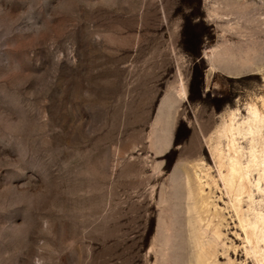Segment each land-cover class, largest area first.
<instances>
[{"label": "rangeland", "instance_id": "374dc122", "mask_svg": "<svg viewBox=\"0 0 264 264\" xmlns=\"http://www.w3.org/2000/svg\"><path fill=\"white\" fill-rule=\"evenodd\" d=\"M182 81L169 130L158 105ZM249 105L264 115V0H0V264H155L179 161L207 199L201 241L220 229L208 264H258L210 142Z\"/></svg>", "mask_w": 264, "mask_h": 264}, {"label": "bare ground", "instance_id": "6f19581e", "mask_svg": "<svg viewBox=\"0 0 264 264\" xmlns=\"http://www.w3.org/2000/svg\"><path fill=\"white\" fill-rule=\"evenodd\" d=\"M205 56L208 58L207 53ZM257 61L258 56L255 52L248 51L241 58L235 54L232 66L225 68V72L231 75L247 70L252 71ZM210 63L213 61L210 60ZM214 67L213 64L212 69H216ZM167 98H171L177 103L186 101V84L181 82L176 99L167 95L162 100V106L158 111V122L167 120L172 111L171 107L166 104ZM247 110L248 116L245 118H238L239 110L233 111L229 121L221 125L210 142L213 143L211 151L220 179L225 187V193L230 199L231 207L245 235L246 255L251 256L255 262L260 264L264 262V247H262L264 246V213L255 207L257 202L254 192L258 191L264 195V115L253 105H249ZM166 126L169 130H173V124L167 123ZM224 142H226V146ZM245 143L246 145H244ZM170 145V139H166L157 150V156H162L170 148ZM203 165L205 164L203 163ZM193 170L195 177L202 183L204 177L197 173L200 171L202 175L203 169L194 168ZM173 173L176 178L175 190L180 193V197L177 195L178 199L171 202L178 206L177 209L173 205L169 206L166 221L158 232L157 247L152 250L151 259L156 258L155 264H208L214 258H222L218 249L221 237L220 229H215L217 232L212 234L214 237L211 241H207L208 243L201 241L203 236L196 232V228L200 227V224L205 220L204 215L208 214V211H202L208 205H205L206 197L201 194L196 195L194 192L190 169L184 167V164L181 165V161H179L176 163ZM184 173L189 179L188 201H192L196 206L194 209L192 208L193 210L189 209L187 213L184 210L186 199ZM246 198L249 203L247 211L243 206ZM251 215L252 219H250Z\"/></svg>", "mask_w": 264, "mask_h": 264}, {"label": "water", "instance_id": "95a60500", "mask_svg": "<svg viewBox=\"0 0 264 264\" xmlns=\"http://www.w3.org/2000/svg\"><path fill=\"white\" fill-rule=\"evenodd\" d=\"M166 101H167L166 104H167L169 107H171V110H172V111H171V113H170L169 118H167V120H165L164 123H166V124H167V123H171V124H173V123H174V108H175L177 102L172 101L171 98H167ZM160 106H162V101H161V103L158 105V111H159Z\"/></svg>", "mask_w": 264, "mask_h": 264}, {"label": "trees", "instance_id": "16d2710c", "mask_svg": "<svg viewBox=\"0 0 264 264\" xmlns=\"http://www.w3.org/2000/svg\"><path fill=\"white\" fill-rule=\"evenodd\" d=\"M204 74H205V72L203 71L202 74L200 75V78H201V79H203ZM181 142H182V139L178 137L177 140H176V143L179 144V143H181ZM172 164H173V162L170 163V166H171Z\"/></svg>", "mask_w": 264, "mask_h": 264}]
</instances>
